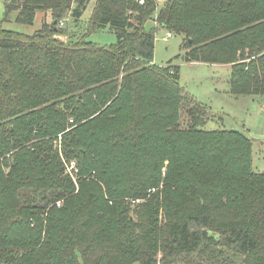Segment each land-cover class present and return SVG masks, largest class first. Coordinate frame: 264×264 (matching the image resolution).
Returning a JSON list of instances; mask_svg holds the SVG:
<instances>
[{
  "label": "trees",
  "instance_id": "1",
  "mask_svg": "<svg viewBox=\"0 0 264 264\" xmlns=\"http://www.w3.org/2000/svg\"><path fill=\"white\" fill-rule=\"evenodd\" d=\"M89 1H4V19L53 23L0 30V264H264L250 144L205 130L179 67L152 63L162 28L185 62L229 65L232 96H264V0H96L88 31L115 44L61 40Z\"/></svg>",
  "mask_w": 264,
  "mask_h": 264
},
{
  "label": "rangeland",
  "instance_id": "2",
  "mask_svg": "<svg viewBox=\"0 0 264 264\" xmlns=\"http://www.w3.org/2000/svg\"><path fill=\"white\" fill-rule=\"evenodd\" d=\"M4 1L0 0V30L31 35L44 25L53 23L49 11H37L30 25L16 22V12H11L4 19ZM95 1H89L80 19L75 20L68 15L60 21L57 27L62 31L65 30V35L59 36L61 40L76 41L85 35L86 40L96 46L110 47L115 44L116 35L108 27L99 31H88V23ZM152 26H154L153 21H148L145 28L148 30ZM167 33L166 30L157 28L152 63L159 66L179 67V85L196 103L198 102V105L204 107L203 118L206 123L203 128L208 131L230 130L243 133L250 144L252 171L264 173V96H232L228 91L229 65L185 62L183 59L185 51L181 48L183 36L171 34L170 38L165 39ZM185 110V108L179 110L181 126L187 122ZM60 157L62 161L65 160L63 156ZM164 165L162 174L166 172L168 161ZM73 181L75 182V179ZM153 192L163 193V183L157 188L148 190L147 193ZM144 201L143 199L127 200L130 205L144 203ZM227 260L229 264H240L239 260L232 255ZM132 264H139V262Z\"/></svg>",
  "mask_w": 264,
  "mask_h": 264
},
{
  "label": "built area",
  "instance_id": "3",
  "mask_svg": "<svg viewBox=\"0 0 264 264\" xmlns=\"http://www.w3.org/2000/svg\"><path fill=\"white\" fill-rule=\"evenodd\" d=\"M134 1H136L138 4L142 5V4H144L145 0H134ZM170 37H171V34L167 33L166 36H165V39H168ZM70 122H72V121L70 120ZM75 166H76V162L75 161H70L69 164L66 167V172L69 173L71 176H73V173H75V172H73L75 170Z\"/></svg>",
  "mask_w": 264,
  "mask_h": 264
}]
</instances>
